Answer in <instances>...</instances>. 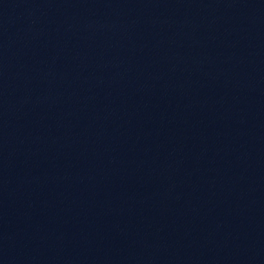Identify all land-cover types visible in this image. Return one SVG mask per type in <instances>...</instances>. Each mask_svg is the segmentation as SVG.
<instances>
[{
	"label": "water",
	"instance_id": "water-1",
	"mask_svg": "<svg viewBox=\"0 0 264 264\" xmlns=\"http://www.w3.org/2000/svg\"><path fill=\"white\" fill-rule=\"evenodd\" d=\"M0 264H264V0H0Z\"/></svg>",
	"mask_w": 264,
	"mask_h": 264
}]
</instances>
